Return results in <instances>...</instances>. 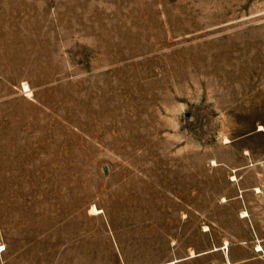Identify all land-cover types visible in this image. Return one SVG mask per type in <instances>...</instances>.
Here are the masks:
<instances>
[{"label": "rangeland", "instance_id": "1", "mask_svg": "<svg viewBox=\"0 0 264 264\" xmlns=\"http://www.w3.org/2000/svg\"><path fill=\"white\" fill-rule=\"evenodd\" d=\"M0 264H264V0H0Z\"/></svg>", "mask_w": 264, "mask_h": 264}, {"label": "bare ground", "instance_id": "2", "mask_svg": "<svg viewBox=\"0 0 264 264\" xmlns=\"http://www.w3.org/2000/svg\"><path fill=\"white\" fill-rule=\"evenodd\" d=\"M26 87H27V86H26ZM94 211H95L96 213L101 212V211H100L99 209H97L96 207L94 208ZM246 216H248L247 212L245 213V217H246ZM226 247H227V245H226ZM2 250L4 251V248H2ZM258 250H259V251H263L262 246H259Z\"/></svg>", "mask_w": 264, "mask_h": 264}]
</instances>
